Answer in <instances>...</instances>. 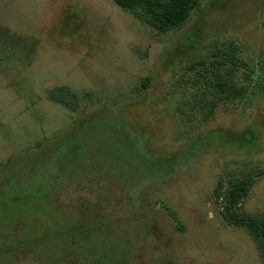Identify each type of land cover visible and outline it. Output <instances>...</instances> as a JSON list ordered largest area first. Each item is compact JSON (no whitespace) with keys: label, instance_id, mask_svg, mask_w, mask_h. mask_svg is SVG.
Here are the masks:
<instances>
[{"label":"rangeland","instance_id":"374dc122","mask_svg":"<svg viewBox=\"0 0 264 264\" xmlns=\"http://www.w3.org/2000/svg\"><path fill=\"white\" fill-rule=\"evenodd\" d=\"M215 54L244 96L210 112ZM236 213L264 219V0L167 32L114 0H0V264H264Z\"/></svg>","mask_w":264,"mask_h":264},{"label":"trees","instance_id":"16d2710c","mask_svg":"<svg viewBox=\"0 0 264 264\" xmlns=\"http://www.w3.org/2000/svg\"><path fill=\"white\" fill-rule=\"evenodd\" d=\"M115 4L125 11L134 13L145 24L159 32H167L177 29L184 25L189 17L191 10L196 7L199 0H114ZM220 57V58H219ZM214 59L204 65V74H199V81L205 85V92L210 99V112L213 111L218 103H226L241 100L244 96L243 89L236 85L231 79L234 72L239 69V62L227 64L219 54L212 56ZM223 59V60H222ZM229 66L225 74L218 72ZM247 186H242L235 191V199L246 196ZM233 197L230 200L233 201ZM230 223L235 226L244 227L249 230L254 243L256 244L261 259L264 262V219L257 214L248 216L238 215L230 218Z\"/></svg>","mask_w":264,"mask_h":264}]
</instances>
